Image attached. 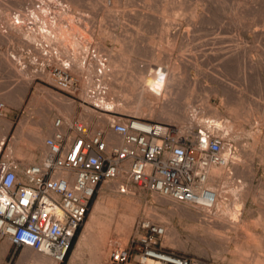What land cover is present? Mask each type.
I'll return each mask as SVG.
<instances>
[{
    "label": "built area",
    "instance_id": "1",
    "mask_svg": "<svg viewBox=\"0 0 264 264\" xmlns=\"http://www.w3.org/2000/svg\"><path fill=\"white\" fill-rule=\"evenodd\" d=\"M38 49L52 54L50 47ZM63 51L64 56L54 61H36L30 59L32 47L26 46L14 62L22 71L49 74L61 92L72 94L84 87L87 96H99L108 105L103 108L88 102L96 113L91 122L79 117L55 120L52 134L44 139L46 153L36 163L20 165L0 158V239L16 249L28 247L43 254L49 264L63 263L104 182L114 183L120 194L135 187L177 204L213 209L216 192L210 168L227 163L224 149L230 144L215 124L205 119L180 126L189 124L120 112L108 89L111 66L107 58L91 41L66 46ZM73 52L80 61L72 58ZM88 79L90 84L85 86ZM3 108L0 102V116ZM104 115L108 121L100 129L95 125ZM3 143L0 140V152ZM136 232L130 247L136 248L140 264H208L202 258L166 250L160 243L165 229L159 223L141 219ZM130 256V248L119 244L109 253L113 264H128Z\"/></svg>",
    "mask_w": 264,
    "mask_h": 264
},
{
    "label": "rangeland",
    "instance_id": "2",
    "mask_svg": "<svg viewBox=\"0 0 264 264\" xmlns=\"http://www.w3.org/2000/svg\"><path fill=\"white\" fill-rule=\"evenodd\" d=\"M20 1H21V3L19 5L21 6V4L23 3L24 0L23 1L20 0ZM149 1H150V3L148 2V0L147 1L146 0L145 1L144 0H78V2H81V3H79V6L74 8L72 1L51 0V2L54 3V6L58 5V3L61 4L62 8L65 10V12L67 14V16H66V14L64 16L67 19H69V23H71V21L74 20L70 24L73 26V28L75 27L73 30L74 32H76L77 34L82 35L84 37L90 38L93 46L97 49V51L99 53H102L106 58L108 57L109 54H112L113 57L117 58V59H112V60L108 61L110 66H111V69L115 68L117 71L115 73L116 74L115 78L117 77L116 78L117 81H119V82L121 81L123 84H126L128 86H131V83H133V84H135L134 87L131 86L133 90H136L138 88L141 90L143 87H142V84L138 81L139 80V74H140L138 72V70L141 71L144 66L149 64L150 55H148L149 56V58H148L147 53H149V52H147V51L150 50L149 46H151V48L154 47L153 53L154 54L157 53V55L159 57H163V56L167 57L169 55L167 57V59H169V61L171 60L170 62L177 64L176 65L177 70L175 69L174 72H175V74L177 71H179V72H177L176 76L179 79H181L180 78L181 76H182V78L183 77L185 78V79L183 78L180 81V84H178V85H183V86L177 85L178 88L177 87L175 88L177 90L180 88L178 90L179 92L177 90H176L177 92H175L174 91L175 89L172 90L173 94H171L170 99L173 101L177 100L178 103L183 102V101H188L190 103V108L188 109L189 112L194 111V112H197L199 115L197 117L193 115L196 119L201 116L202 118L205 117V118H203V121L205 119L210 120L208 108H214L218 111V113H220V120L228 121L230 119L229 115L226 113L228 106L225 105L226 102H225V100L223 101V96L220 95L222 97V99H221V97H219V94H215V95L212 93L210 94V91L208 90L213 85L212 80L209 79L210 78L209 75L211 73L215 74L216 69L220 67V66L218 67V63H219V62H217L218 59H214V58H212V56L208 55V53L210 54L211 52H213V49H215V47L217 48L218 45L217 44H211L210 45L209 41H210V39L213 40V38L218 35V32L223 31L224 28H221V27H224V26H222V25L230 27V28L225 27L224 30H226V29L232 30L234 26H235L234 28L237 27V24H235V22H234V24H232L233 23L232 21H231V23L229 22L231 19L228 16L232 17L239 7H240L239 8L240 10H237L236 14L240 13L239 11L242 12L243 10L244 11L247 10L244 8H246L247 6H249L252 3L254 4V2H255V4H254L255 7L253 5V6H250L248 8L251 9V7H254L251 9L254 11H257L260 8H263V11H264V0H260V1L256 0L257 4H256V1H253V0H245V1L244 0H241V1L240 0H232V1L230 0L231 3H230V1H228V3L230 4L229 7L231 10V11L228 10L229 12L226 11L227 8H229L228 3L226 2L227 0L225 1L226 3L225 2H223V4L219 3V5L221 4L222 6L221 5L216 6L215 3L209 2L208 0H203L202 2L200 0V2H201V3L199 2L200 4L197 3L199 0H192L194 2L197 1L196 3H193L191 0H182V1L181 0H159V1L158 0H153V1L149 0ZM236 1H237V3H236ZM238 1H240L241 4L243 2V4H242L243 7L245 5L246 6L243 8L241 6V4H239ZM248 1H251V2H248ZM261 1H263V2H261ZM13 2H14V0H0V12H5V13L9 12L11 9L10 7L13 8L16 5L15 2L14 3ZM106 2H108V3L106 4ZM176 2L177 3L179 2L178 4H180L181 2L184 3V4L181 3L183 5H180V6L177 5L178 7L176 6L177 11H176V7L174 6V4ZM190 2H192V3L190 4ZM206 2L209 3L210 6H208V4ZM157 3L159 6L157 5ZM166 3L168 6L166 5ZM203 3L205 4L204 7H203ZM248 3H250V4H248ZM258 3L262 6L261 7L256 6V5H259ZM93 4H94V6H93ZM147 4L150 6L147 7L148 6ZM214 4L217 8L213 7ZM226 4H227V8L223 9V7H225ZM10 5H12V6H10ZM162 5H163L162 8H164V7L167 8V11L165 8H164L165 11L163 9L160 10V7ZM200 5H202V6H200ZM231 5H234V6L237 5V6L235 8ZM95 6H96V8H94ZM181 6H183V7H181ZM188 6H190V7H188ZM105 7H107V8H105ZM179 7H181V8L178 9ZM194 7H196V8L194 9ZM200 7H203V8L200 9ZM218 7L222 9V10L219 9V10H221L220 12H218L219 11ZM231 7L233 9L234 8L235 9L233 10V9H231ZM241 7H242V9H241ZM55 8H56V6H55ZM152 8L153 9L155 8L157 10L159 9L160 12H159V10H158V12H156L155 9L153 10ZM168 8H170V10ZM209 8H211V10L212 9L213 10L211 11ZM192 9L196 13L207 11V13L209 15L211 14L212 15L211 17H213V18H211L213 21L211 19H209L208 21L206 20L205 22H203L201 24V26L199 27L201 29V31L199 30V28L196 29V30L200 31V32L199 31H197V32L202 34V37H203V34H206L203 37L204 39H202V37H200L201 35H199L198 33H194V32H196V30L192 29V26L191 27L189 26V25H191V23H189V21L191 20V18H190L191 15H189V13L190 14L192 13V11H193ZM168 10H169V12L171 10H173V11H171V12H173V15H171V13H169ZM216 10L219 14L222 13L221 14L222 16L221 15L219 16L218 13L216 12ZM232 10L234 11V13ZM55 11L58 12V11H60V9L57 7L55 9ZM161 11L163 13L166 12L168 17L165 16L166 14L163 15V13ZM189 11H191V12H189ZM222 11L225 12L224 15L225 14L228 15V16L225 15L226 19H225V16L223 15ZM248 11H250V10H248ZM230 12H232V13H230ZM213 14L216 16H214ZM162 15H163V17L165 16L164 21L162 19L163 17L161 18ZM145 16L146 17L151 16V17L155 18L156 20L153 18L152 19L154 21L153 20H147V19H150L151 17L150 18L147 17V19H145L146 18ZM159 16L162 19V22H164L163 24L160 21L161 19L156 18ZM139 17H142L143 18L142 20H144V21L146 20V21L145 22L142 21L141 18H139ZM219 17H222V18H220V20L223 21V23L219 19H217ZM70 19H72V20L70 21ZM157 19L159 21H157ZM216 19H217V21L219 20L218 21L219 24L222 23L219 28H218L219 24L216 21ZM147 21H148V23H146ZM214 21H216V22H214ZM227 21H228V23H227ZM139 22L142 24H140ZM207 22L209 24H207ZM169 23H170V26H169ZM204 23H206V24H204ZM151 25H152V27H151ZM163 25L165 26V28ZM231 25H233V27ZM157 26H158V28H157ZM160 26H163V27L160 28ZM189 28L191 30H194V31L193 32L189 31L190 30ZM202 28H203V30H202ZM219 29L220 30L222 29V30L220 31ZM190 32H192V34H191L192 36L193 35L196 36L195 39L193 38L194 36L192 37L193 39L189 38L191 36ZM172 34L176 37L174 38V36ZM183 34L185 36H183ZM187 34H189L188 39H191L192 41L195 40V41L192 42V41L188 40ZM113 35H114L115 41L112 40ZM115 35L118 37L116 38ZM170 35H171V37H170ZM65 36H67L66 38H68L70 36V34L67 33ZM182 36H183V39L181 38ZM136 37H138V38H136ZM178 37H180V39ZM207 37H209L208 38L209 41L207 40ZM131 38H132V41H131ZM142 38H144V39L142 40ZM146 38L150 39V41L147 40ZM167 38H168L169 43L167 42ZM170 38L173 39V41H171ZM118 39H120V41ZM201 39L203 42L201 41ZM97 40H100V41H97ZM141 40L142 41L147 40L146 42L144 41L146 44L143 42L144 46L141 45V44H143ZM184 40H185V42H182ZM205 40H207V42H205ZM130 41H131L132 45H129V44H131ZM196 41H198V42L200 41V44L198 42H197L198 43L197 44ZM147 42H150L153 46L149 45V46H147L148 49H146L147 48L146 45H148ZM133 43L134 44L138 43V44L133 46ZM139 43H141V44H139ZM194 44H195V47H194ZM202 44L203 45L208 44V46H206V45L203 46ZM212 46L213 47L215 46V47L213 48ZM197 47H198V49L194 50ZM20 48L25 49L26 46L25 45L20 46V43H17V42H14L11 44H5V43L1 44L0 43V54L3 57H5V53H7V52L9 55H12L15 53L19 54L20 50H21ZM155 48H156V50H155ZM163 48H165L166 51ZM163 51L166 52L167 56H166V54L162 53ZM144 52L145 53L147 52L146 53L147 58L144 56ZM197 52L199 55L196 54V56H198L199 59L197 58V60L194 61V58L192 55H193V53H197ZM120 54L122 55V57ZM262 58H263L262 60H264V54H263ZM186 61H188L189 63ZM3 62L4 63H0V102H3L4 105L7 104V102L10 100L9 98H6V95H8L10 92L21 91L23 89L22 87L25 84V82H28V81H31L32 86H34L35 89H41L44 91H48L53 96H56V97L63 99V100H67V98L64 97L62 94L51 92L50 90H48L45 87V83H49V84L53 85L52 80H51L49 75L43 76V75H39V74L34 73L35 75L33 74V76H30V75H32V72L30 70H27V71L23 70L24 72H26V75H25L26 79H25L24 76H21V75L17 74L16 72H12L11 70H9L6 62L5 61H3ZM8 62H10L11 64H13L15 66L14 61H8ZM191 63H195L197 67L196 68L193 67V64H191ZM189 64L191 65V67H189L190 66ZM178 65L179 66L181 65L180 66L181 69L179 68ZM263 66H264V64L261 65V72L262 73L259 72L258 74L252 75L250 77V79L252 78L251 81L250 80L248 81V87L249 88L247 90L248 91L247 94H248V96H250V98L252 100V103H251V101H249V102H250V106L253 107V111H251V110L249 111L248 107L243 105L241 110H239V113L242 116L244 115L245 111H249L250 116L252 118H256V116H257V109L254 107L255 105H253V104L257 103V102H261L263 100V97H264V93H263L264 92V90H263V86H264V83H263L264 82V74H263L264 72L263 71H264V68H263ZM262 69H263V71H262ZM218 70L223 71L225 69H222L220 67ZM229 70H231V69H229ZM229 70L227 68V71H229ZM227 71L225 70V73H224V71L220 72V73H224L226 75L225 77L230 79L231 81H233V79H234L233 82H235V79L238 81L240 76L238 77L237 72L236 73L233 72L234 71L233 69L231 71H229V73ZM235 71H237V69ZM226 72L228 74H226ZM181 73L185 74V75H182ZM217 73H218V71H217ZM28 74H30V75H28ZM227 75H228V77H227ZM234 76H235V78H234ZM254 78H256V79H254ZM196 79L198 82L197 81L194 82ZM181 83H183V84H181ZM260 84L262 85V87ZM207 87H209V88H207ZM117 90L118 91H116V92L117 93L119 92V94H117L115 92L116 96H113L114 95L113 92H109V93H110V95L113 96L114 101L117 100V102H121L120 108L124 109V108H126V103H125L124 98L120 95L122 93V87L121 88L118 87ZM207 90H208V92H207ZM262 90H263V92H262ZM81 91L82 90L79 89L77 92H74L72 94H69V93H67V94L71 95L74 99H76L75 104L77 106L81 107V111H82L81 117H82L83 114L84 115L88 114L89 111L92 112L94 110L89 108V103H91V104H93V103L91 101H89L87 96H85L83 94V92H81ZM142 91H143L142 92L143 93L142 99L144 101L145 100L146 101H152V102L155 101L153 99L154 98L153 94L155 91L153 88L151 90L143 89ZM259 92L260 93L262 92L263 94L262 93L260 94ZM61 93H64V92H61ZM175 93H177V94H175ZM252 98H254V99H252ZM46 99L50 100V97H46ZM131 99H133V98L131 97ZM255 99H256V101H254ZM206 105H208V108L206 107ZM127 114L134 115L137 117H143V118H146L149 120L167 122V121L160 120V119L153 117V116L150 117L147 115H138V114H131V113H127ZM190 114H192V113H190ZM95 115H96V113L93 116L95 117ZM1 119H2V117H0V121H1ZM170 123H175V122H170ZM244 125H248V126H246V129L250 128L249 124L244 123ZM95 126L99 127V125H95ZM105 126H104V128H105ZM10 127H11V125H0V140H4V138H5L4 136L8 132ZM3 133H5L4 136H2ZM263 134H264V131H262V134H261L262 138L264 136ZM234 135L235 134H233L231 136V139L229 140L230 141L229 145H233L234 148L236 147V153H238L240 155L239 163L242 162L241 164H243V165H241V164H239V165H241L240 167L244 170V174H245V173H247L246 166H247V164L250 163L251 158L248 159L246 157V155L242 152L240 142L242 141L243 137L239 134H236L235 136L239 135L238 138H236V137H234ZM2 137H4V138H2ZM251 141L252 140H249V144L245 145V148L248 150L250 149L249 146H250ZM13 143H14V139L11 140V143L8 146L9 148L6 151V153H9L10 150L14 151ZM2 148H3V146H1V150H2ZM262 148H263L262 141H259L254 148L255 154L252 158V166L255 167L256 174H255V177L252 178V180H251L250 187H252L251 191L257 197V199L254 201L253 197L251 195L244 201V203L242 204V208H241L242 210H239V213H241V214L239 215V222L236 226V230L228 229V228H225V230H224L222 227H219L218 225H217L218 229H216V227L214 226L215 225V217H213L214 220L212 221V219H213L212 217L209 216V219H208L207 218L208 216L205 213H203L202 211L197 212L196 209L194 207H191V206H188V209H187L188 211H186V212L183 211V213L181 215L180 214H174L171 211H172V208H174L176 206L172 205L171 202L169 204V202L159 201L158 196L156 194H154L150 191H147V190H142V189H138L135 187H131V189H130L131 192L128 191L129 193L118 195L120 198H126L124 196H128V194L133 193V194H131V197L126 198L130 204L128 208H122L119 203L116 204L113 201L105 203L104 209L101 210L98 214L97 221L92 224L93 226H92V231H91V239L88 241L87 245L81 250L82 256L80 258V261L77 262V264H113L111 262V260L109 259V253H110L112 247L115 244L130 246L132 238L135 237L137 234L136 224L141 219H147V220H150L152 222L159 223L160 225L165 227L164 228L165 234L160 239V243L166 250L171 251L173 253L191 256V257L202 258V259L206 260L208 262V264H264V163L261 164L258 161V156H257L258 152L261 151ZM233 151H235V149H233ZM263 162H264V154H263ZM30 163H33V161H21V162H19L20 165H27ZM227 168H228V170L229 169L231 170L232 169L231 164H229ZM231 172H233V171H230L231 175L229 174L230 175L229 176L227 174V176L229 177L230 182H232V180H233L234 184L233 183H231V184H233L235 187L240 188V187L246 186L248 184L249 180H248V177L246 175L238 174V173H234V172L231 173ZM107 183L110 184L109 182L102 183L100 185L96 195L93 197L89 211L86 215V218L83 222V225H82L80 231L78 232L79 236H80L81 232L83 231L86 223L90 221V217H91V213H92L94 203L99 200L102 192L105 190L107 192H110L113 195L116 194L114 191L111 192V189H109V188L106 189ZM132 191H134V192H132ZM225 197H226L225 198L226 204H229L230 198H228V195ZM179 205L181 206L183 204H179ZM230 205L232 206L233 204H230ZM214 209H216V208L214 207ZM214 209H213V211H214ZM155 213H156V215H159L161 218H156V217L152 216V215H155ZM192 213H193V216H192ZM194 215H196V216H194ZM195 217H196V219H195ZM204 218H206L209 222ZM162 219H165V221ZM208 223H213L212 225H209L208 227L211 228V226H213L214 228L213 227L212 228L214 231H216L215 232L216 234L215 233L214 234L208 233V232H210V231H208V229H210V228H208V229L206 228ZM212 228L210 229L211 232L213 231ZM78 234H77V236H78ZM79 236H78V238H79ZM223 238H228L227 239L228 241H226L224 243L222 241V240H224ZM75 239H76V237H75ZM77 241H78V239H77ZM3 242H6L7 246H8L7 250L5 252L2 249V243ZM73 247L75 248L74 242H73ZM74 248H73V250H74ZM24 251H25V248H23V249L17 248L16 249L14 246L10 245L8 240L0 239V264H17L18 262H15V258L17 256V254H19L20 252L22 254V253H24ZM72 252L73 251L71 250L67 259L61 264H68L69 263V260L72 256ZM20 264H25V263H20Z\"/></svg>",
    "mask_w": 264,
    "mask_h": 264
},
{
    "label": "bare ground",
    "instance_id": "3",
    "mask_svg": "<svg viewBox=\"0 0 264 264\" xmlns=\"http://www.w3.org/2000/svg\"><path fill=\"white\" fill-rule=\"evenodd\" d=\"M67 1H72L73 5H74L73 6L74 8L79 6V3H81V2H78V0H67ZM202 1L203 0H201V2ZM208 1L215 3L216 6H217V5H219V3L223 4V2H225L226 0H208ZM228 1H230V0H227L226 2L228 3ZM231 1H230V3H231ZM240 1H238L239 4H241ZM253 1H256V0H253ZM257 1H256V4H257ZM14 2L16 4V5L14 4L16 7L13 5L14 7L13 8L10 7L11 9H10L9 12H6V13L5 12H0V43L1 44H4V43L5 44H11V43L17 42V43H20V46L25 45V46L32 47L33 52H32V55H30V59H33V60H36V61H54V60L60 58L61 55L64 56V53H65V51H63L64 47H66V46L74 47V46L78 45L79 43L90 42L91 41L90 38L84 37L82 35H79V34H77L76 32L73 31L75 27L73 28V26L70 25V24L74 20L70 19V21L71 20L72 21H71V23H69V19H67L64 16L66 14V12L62 8L61 4L58 3V5H55L56 8L58 7L60 9V11L57 12V11H55L56 8L54 6V3L51 2V0H24L23 3L21 4V6L19 5L21 3L20 0H14ZM148 2L150 3L149 0H148ZM192 2L196 3L197 1H195V2L192 1ZM192 2H190V4ZM199 2H200V0L197 3L200 4L201 2L200 3ZM248 2H251V1H248ZM261 2H263V1H261ZM107 3L108 2H106V4ZM176 3L174 4L175 7L177 5L180 6V5L184 4L183 2H181L183 4H181V3L178 4L179 2L177 4ZM236 3H237V1H236ZM207 4H208V6H210L209 3H207ZM215 4H214V6L213 5L212 6L216 7ZM242 4H243V2H242ZM242 4H241V6H242ZM248 4H250V3H248ZM254 4H255V2H254ZM254 4L252 3L249 6H247L246 8H244L246 5L244 7L242 6L244 9H247V10H245V11L243 10L242 12L239 11L240 13L236 14L237 10H240L239 9L240 7H239L236 10V12H235L236 15L234 14L232 17H230V16L225 14L226 16H228L231 19L229 21L230 23L232 21L233 22L232 24H234V22H235V24H237L236 28H234L235 26L233 27V25H231L233 27L232 30H228V29L224 30L225 27L226 28H230V27L222 25V26H224V27H221V28H224L223 31H221L222 29L221 30L219 29L221 32H218L217 36H215V37L213 36L214 37V38L212 37L213 40L210 39V41H209V39H208L209 37H207V40L210 42L209 43L210 45L211 44H217L218 45L217 48L214 46L215 49H213L214 47L212 46L213 47L212 48L213 52H211L210 54L208 53V55L212 56V58L218 59V61H217V62H219L218 63V67L220 66L222 69H225L226 71H227V68H228V70L229 69H231V70L233 69L234 70L233 72H235V73L237 72L238 73L237 74L238 77L240 76L238 81L235 79V82H233L234 79H233V81H231L230 79L225 77L226 76L224 74L225 70H223L224 73H220V72H223V71H220L221 69L218 70L220 67L216 69V73L215 74L211 73L209 75L210 76L209 79L212 80L213 85L210 88L209 87H207V88H209L208 90L210 91V94L211 93L214 94V95L215 94H219V97L223 96V101L225 100V102H226L225 105L228 106L226 113L229 115V118H230L228 121L220 120V113H218V111L216 109H214V108H208V105H206V107L208 108V113L210 115L209 119H210V121H212L213 124H215V128L218 130L219 134L222 136V138H224V140L229 141L233 134L241 135L243 137L242 141L240 142L242 152L246 155V157L248 159L251 158L250 159V163L247 164V166H246L247 173L244 174V170L240 167L243 164H241L242 162L239 163L240 155L238 153H236V147L234 148L233 145H229V146H227L224 149V155H225V157L227 159V163L224 164V165H221V166H212L210 168V172H211V175L213 176L212 179H213V183H214L212 185V187H213V189L216 192V203H215V208L216 209L213 208L214 209V211H213V209L206 210V209H199V208H196V207H194V208L196 209L197 212L202 211L203 213H205L208 216L207 217L208 219H209V216L212 217V218L215 217V225L214 226L216 227V229H218L217 228V225H218L219 227H222L224 230H225V228L236 230V226H237V224L239 222V215L241 214V213H239V210H242L241 208H242V204L244 203V201L251 195H252L254 201L257 199V197L252 193V191H251L252 187H250V185H251L252 178H254L255 174H256L255 167L252 166V158H253V156L255 154L254 153V148H255L256 144L259 141H262L263 148H262L261 151L258 152V155H257L258 156V161L261 164L264 163L263 162L264 136H263V138L261 137L262 136L261 135L262 131H264V97H263V100L261 102H257V103L253 104V105H255L254 107L257 109V116H256V118H252L250 116V112H249L250 110L253 111V107L250 106V102H249V101H251V103H252V100H251L250 96H248V94H247V92H248L247 90L249 88L248 87V81L249 80L251 81V79H252V78L250 79V77L252 75H254V74H258L259 72L262 73L261 72V65L264 64V60H262L263 59L262 56L264 54V51H263L264 50V11H263V8H260L257 11L251 10L252 8L255 7ZM157 5H158V3H157ZM166 5H167V3H166ZM229 5L230 4L228 3V7H229ZM234 5H231V6L236 8L237 5L236 6H234ZM253 5H254V7H251V9L248 8V7L253 6ZM10 6H12V5H10ZM93 6H94V4H93ZM149 6L150 5H148L147 7H149ZM190 6H188V7H190ZM200 6H202V5H200ZM204 6H205V4L203 3V7ZM256 6H258V7L260 6L261 7L262 5L259 4V5H256ZM162 7H163V5L160 7V10L163 9L165 11V9H166V11H167V8L164 7L165 8L164 9ZM177 7H176V11H177ZM181 7H183V6H181ZM181 7H179L178 9H180ZM203 7H200V9L203 8ZM242 7H241V9H242ZM94 8H96V6ZM105 8H107V7H105ZM195 8L196 7H194V9ZM226 8H227V4L225 5V7H223V9H226ZM168 9L170 10V8H168ZM209 9L211 10V8H209ZM219 9H221V8L218 7V10ZM231 9H233V8L231 7ZM158 10L155 9L156 12H158ZM160 10H159V12H160ZM169 10H168V12H169ZM221 10H219L218 12H220ZM228 10L231 11L230 7L227 8L226 11H228ZM248 10H250V11H248ZM171 11H173V10H171ZM171 11L169 13H171V15H173V12H171ZM189 12H191V11H189ZM216 12H217V10H216ZM224 13L225 12H223V15H224ZM230 13H232V12H230ZM233 13H234V11H233ZM165 14H166V12L163 13V15H165ZM221 14L218 13L219 16ZM163 15L161 16V18L163 17ZM189 15H191V17L189 16L191 18V20H190L191 22L188 20L189 23H191V25H189V26L190 27L192 26V29H194V30L198 29L201 26V24L203 22H205L206 20L208 21L209 19L213 18V17H211L212 16L211 14L209 15L207 13V11L196 13L193 10L191 14L189 13ZM66 16H67V14H66ZM165 16H167V14ZM165 16L162 18L163 21L165 19ZM214 16H216V15H214ZM226 16H225V19H226ZM147 17H149V16H147ZM147 17L145 19H147ZM139 18H141V20L143 19L142 17H139ZM152 18L153 17H151L150 19H147V20L155 19V18H153V19ZM156 18L161 19L160 16L156 17ZM220 18H222V17H219L217 19L220 20ZM158 19H157V21H159ZM162 19L160 20L161 22H162ZM217 19H216V21H217ZM142 21H144V20H142ZM216 21H214V22H216ZM221 22L223 23V21H221ZM146 23H148V21ZM163 23L164 22H162V24ZM227 23H228V21H227ZM36 24L38 25V27H36ZM140 24H142V23H140ZM204 24H206V23H204ZM207 24H209V23L207 22ZM218 24H219V22H218ZM221 24L218 25V28L220 27ZM163 26H160V28L163 27ZM169 26H170V23H169ZM151 27H152V25H151ZM157 28H158V26H157ZM164 28H165V26H164ZM194 30L190 29L189 31L193 32ZM199 30L201 31L200 28H199ZM199 30H196V32H194V33H198L199 35H201L200 37H202V34L199 33L200 32ZM202 30H203V28H202ZM197 31H199V32H197ZM192 32H190V35L192 34ZM67 33L70 34V36L68 38H66L67 36H65ZM188 35L189 34H187V39H188ZM205 35L206 34H203V37ZM183 36H185V35L183 34ZM183 36L181 37L182 39H183ZM193 36L191 35L189 38L193 37L195 39L196 36L195 35H193ZM117 37L118 36H116V38ZM170 37H171V35H170ZM175 37L176 36H174V38ZM203 37H202V39H204ZM112 38H113L112 40H114V35H113ZM136 38H138V37H136ZM168 38H167V42H168ZM178 38L180 39V37H178ZM143 39L144 38H142V40ZM202 39H201V41H202ZM118 40L120 41V39H118ZM147 40L150 41V39H147ZM147 40H144V41L146 42ZM185 40L182 41V42H185ZM188 40L192 41L191 39H188ZM207 40H205V42H207ZM97 41H100V40H97ZM131 41H132V38H131ZM131 41H130V43H131ZM144 41H142V43ZM171 41H173V39H171ZM193 41H195V40H193ZM197 42L198 41H196V43ZM144 43L143 44L139 43V44L144 46ZM198 43L200 44V41ZM136 44H138V43H136ZM136 44L133 43V46L136 45ZM147 44L148 45H146V47L149 46V45H152L150 42H147ZM129 45H132V43L129 44ZM204 45H206V44H204ZM45 46L50 47L52 49V54L44 55V54H42L41 50L38 49L40 47H45ZM206 46H208V44ZM149 47H150V50L147 51L149 53H147V52L146 53H147V56L150 55V62H149V64L144 66L141 71L138 70V72L140 73L138 81L142 84V87H143L141 90L139 88L138 89L135 88L136 90H133L132 87L135 86V84H133V83H131V86H132L131 87V86H128L126 84H123L121 81L120 82L117 81V79H116L117 77L115 78V76H116L115 73L117 72L115 68L111 69L110 78L106 77V78H108L107 82H108L109 92H113V94H114L113 96H116L115 92L118 91L117 88L118 87H120V88L122 87V93L120 95L125 100L126 108H124V109L120 108L121 103L118 104V102L116 100V101H113L115 106H116L115 109L120 111V112L122 111V112H125V113L138 114V115H147V116H150V117L153 116V117H156V118H158L160 120H164V121H167V122H175V123H179V124H189V125H180V126H192L190 124H194V123H198V122L203 121V119H199L201 116L196 119L193 115H190V112L188 110L190 108V103L188 101H183V102L178 103L177 100H176L177 101L176 102V101H173V100L170 99L171 94H173L172 90H174L177 87V85L180 84V81L184 77L182 78V76H181L180 77L181 79H179L176 76L177 72H179V71H177L176 74L174 72L175 69H176V65L177 64H175L173 62H170L171 60L169 61V59H167V57L169 55L167 56L166 52L163 51L162 53L166 54L167 57H164L163 55H162L163 57H159L157 55V53L156 54L153 53V51H154L153 48L154 47L153 48H151V46H149ZM194 47H195V44H194ZM53 49L55 51V54L53 53ZM146 49H148V47ZM163 49H165V48H163ZM196 49H198V47L195 48L194 50H196ZM155 50H156V48H155ZM165 51H166V49H165ZM146 53L144 52V56L145 57H146ZM196 54H198V52L197 53H193V55H192L193 58H194V61H196L197 58H198V56H196ZM71 56H72L73 59H75V60L79 59L78 61H80V58L78 57L76 52H73V54ZM19 57L20 56H17L16 53L12 54V55H9L8 52H7V53H5V57L1 56V54H0V63H4L3 61H5L9 70H11L12 72H16L17 74L25 77L26 72L20 70L19 68H16V63H15V66H14L10 62H8V61H14V59H19ZM121 57H122V55H121ZM107 58H108L107 59L108 61L112 60V59H117L116 57H113L112 54H109ZM148 58H149V56H148ZM186 62H188V61H186ZM191 64H193V67H195V68L197 67L195 63H191ZM180 66H179V68H180ZM189 67H191V65ZM263 68H264V66H263ZM236 69H237V71H235ZM231 70H229V71H231ZM90 71H91L90 68L86 70L88 75L90 74ZM217 71H218V73H217ZM229 71H227V72L229 73ZM262 71H263V69H262ZM78 72H79V70H78ZM227 72H226V74H228ZM33 74L34 73H32V75H30V74H28V75L33 76ZM39 75L48 76L49 74H47L45 72H41V73H39ZM182 75H185V74H182ZM227 77H228V75H227ZM234 78H235V76H234ZM25 79H26V77H25ZM254 79H256V78H254ZM196 81H197V79L194 82H196ZM27 83L25 82L24 86ZM84 83H85V86H88L90 84L89 79L87 80V82L85 81ZM181 84H183V83H181ZM178 86H183V85H178ZM261 87H262V85H261ZM92 88H94V87L92 86ZM152 88L155 90L154 94H153L154 95L153 99L155 101L154 100H153L154 102L146 101V100L144 101L142 99L143 98V93H142L143 91L142 90L143 89L151 90ZM176 90L177 89H175L174 91L177 92L178 90L177 91ZM208 90H207V92H208ZM263 90H264V86H263ZM263 90H262V92H263ZM81 92H83V94L85 96H87L86 89L84 87H82V91ZM117 94H119V92ZM175 94H177V93H175ZM131 97L133 99H131ZM87 98L94 105H97L99 107H103L104 108L106 105H108V104H105V102H101V99H100L99 96H93V97L87 96ZM221 99H222V97H221ZM252 99H254V98H252ZM103 101H105V100H103ZM254 101H256V99ZM243 105L248 107L249 111H245L244 112L242 110L244 112V115L242 116L239 113V110H241ZM94 114H95L94 111H92V112L89 111L88 114H85V115L83 114L81 119L83 121L91 122L92 119H94V116H93ZM107 118H108V116L104 115L102 119H99L97 121V124L99 125L100 129H103L104 126L106 125V123L108 121ZM244 123L245 124H249L250 128L246 129V126H248V125H244ZM40 133L41 132H39V134L36 137L37 140H39V141L42 140V138H43L42 133L41 134ZM4 134L5 133H3L2 136H4ZM35 135H36V133H35ZM235 135H234V137L238 138L239 135L238 136H235ZM2 138H4V137H2ZM249 140H252V141H251L250 146H249L250 149L248 150V149L245 148V145L249 144ZM34 143H37V142H34ZM31 145H35V144L32 143ZM233 149H235V151H233ZM229 164H231V166H232L231 170L230 169L228 170V168H227ZM239 164H241V165H239ZM230 171H233L234 173L246 175L248 177V180H249L248 184L246 186H243V187H240V188L239 187L238 188L235 187L233 185L234 184L233 180H232V182H230L229 181V177L227 176V174L228 175L230 174ZM233 172H231V173H233ZM214 178H215V180H214ZM231 183H233V184H231ZM108 188L111 189V192L114 191L116 194L113 195L110 192H107V191L104 190L102 192L99 200L94 203V206H93V209H92V213H91V217H90V221L86 223L83 231L81 232V234H80V236L78 238V241H77V243L75 245V248H74V250L72 252V256H71L68 264H77V262L80 261V258L82 256L81 250L87 245L88 241L91 239V231H92V226H93L92 224L97 221L98 214H99V212L101 210L104 209L105 203L113 201L116 204L119 203L122 208H128L129 207L130 204H129V202H128V200L126 198L131 197V194H133V193L128 194V196H124L126 198H120L118 196L120 193L116 191L114 183H110V184L107 183L106 184V189H108ZM132 192H134V191H132ZM127 193H129V192H127ZM226 194L228 195V198H230L229 199L230 200L229 204H226V199H225L226 198L225 196H227ZM157 196H158L159 201L169 202V204L171 202L172 205L176 206V207L172 208V211H171L174 214H180L181 215L183 213V211H185V212L188 211L187 209H188L189 205H181L180 206L179 204H177L175 202H172V201H170L167 198L161 197L159 195H157ZM230 204H233V205L231 206ZM196 215H194V216H196ZM152 216H154L156 218H161L159 215H156V213H155V215H152ZM192 216H193V213H192ZM195 219H196V217H195ZM204 219H206V218H204ZM162 220L165 221V219H162ZM213 220H214V218L212 219V221ZM213 223H208L206 228L207 229L210 228L208 226L212 225ZM212 227L213 226H211V228ZM213 228H212V230H213ZM210 229H208V231H210L208 233L214 234L216 232L214 230L211 232ZM223 239L225 240V241L222 240L224 243L226 241H228L227 240L228 238H223ZM7 247H8L7 243L3 242L2 243V249H3L4 252L7 250ZM20 263L49 264L50 260L47 257H45L43 254H41L39 252H36L33 249H31V248L25 247V251H24V253H22V255H21L20 259L18 260L17 264H20Z\"/></svg>",
    "mask_w": 264,
    "mask_h": 264
},
{
    "label": "crops",
    "instance_id": "4",
    "mask_svg": "<svg viewBox=\"0 0 264 264\" xmlns=\"http://www.w3.org/2000/svg\"><path fill=\"white\" fill-rule=\"evenodd\" d=\"M45 87L51 92L62 94L67 100L53 96L48 91L35 89L31 81H28L25 86L23 85L21 91L10 92L6 95V98L10 100L4 105L3 113L0 116L2 117L0 125H11V127L4 136L5 141L0 158L18 163L21 161L36 163L46 153L44 139L52 134L54 121L61 117L70 120L81 118V107L75 104L76 99L67 93H61L52 84L45 83ZM46 97H50V100H47ZM39 132L43 135L40 141L36 138ZM12 139H14V151L10 150L9 153H6ZM32 143L35 145H31ZM78 236L74 240V246ZM120 246L130 248L131 256L128 264H140L137 261L134 246ZM21 255V252L17 254L15 262H18Z\"/></svg>",
    "mask_w": 264,
    "mask_h": 264
},
{
    "label": "trees",
    "instance_id": "5",
    "mask_svg": "<svg viewBox=\"0 0 264 264\" xmlns=\"http://www.w3.org/2000/svg\"><path fill=\"white\" fill-rule=\"evenodd\" d=\"M75 240V239H74Z\"/></svg>",
    "mask_w": 264,
    "mask_h": 264
}]
</instances>
